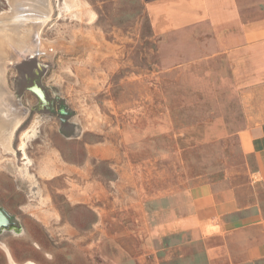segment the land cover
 Returning a JSON list of instances; mask_svg holds the SVG:
<instances>
[{"label": "rangeland", "instance_id": "1", "mask_svg": "<svg viewBox=\"0 0 264 264\" xmlns=\"http://www.w3.org/2000/svg\"><path fill=\"white\" fill-rule=\"evenodd\" d=\"M146 1L0 0V204L17 186L19 201L63 202L64 175H45L58 149L78 164L82 198L92 191L93 207L72 209L75 238L59 239L55 264H181L187 235L166 233L165 208L175 213L188 188L225 184L243 166L229 135L242 112L227 62L205 57L213 40L195 32L154 35ZM24 219L34 240L13 246L43 260L34 243L53 240Z\"/></svg>", "mask_w": 264, "mask_h": 264}, {"label": "crops", "instance_id": "2", "mask_svg": "<svg viewBox=\"0 0 264 264\" xmlns=\"http://www.w3.org/2000/svg\"><path fill=\"white\" fill-rule=\"evenodd\" d=\"M145 4L154 35L189 31L195 32L196 38L213 40L215 49L205 57L220 56L227 62L229 77L238 85L242 112V122L229 135L236 139L243 166L230 168L225 184L203 180L188 188L175 213L173 208H165L166 233L175 226L187 235L179 246L181 264H264V0H147ZM58 153L55 161L49 159L45 175L54 179L64 175L56 188L63 194V202L54 197L47 203L19 201L18 195L24 191L17 186L12 188L8 202L0 204L13 222L0 232L4 235V264H55L64 245L59 239L75 238L72 209L78 204L93 207L92 191L90 198H82L80 192H86V186L78 189L76 178H72L78 164L66 159L59 149ZM89 155L90 160L91 151ZM87 168L91 170L87 184L91 190L92 169ZM13 172L15 179L22 175ZM139 210L143 214L142 203ZM24 217L40 224L42 236L53 240L51 249L42 238L34 243L43 260L24 259L23 250L13 246V239H33L23 225ZM147 224L149 232L145 235L157 237L154 214ZM137 231L140 237L137 228L133 234Z\"/></svg>", "mask_w": 264, "mask_h": 264}, {"label": "water", "instance_id": "3", "mask_svg": "<svg viewBox=\"0 0 264 264\" xmlns=\"http://www.w3.org/2000/svg\"><path fill=\"white\" fill-rule=\"evenodd\" d=\"M13 225V222L10 220L8 215L4 212V210L0 209V232L4 228H8Z\"/></svg>", "mask_w": 264, "mask_h": 264}, {"label": "bare ground", "instance_id": "4", "mask_svg": "<svg viewBox=\"0 0 264 264\" xmlns=\"http://www.w3.org/2000/svg\"><path fill=\"white\" fill-rule=\"evenodd\" d=\"M2 69V68H1ZM0 69V70H1ZM3 70L0 72V84H1V82H2V80L4 79L3 78ZM2 95V94H1ZM8 96V95H7ZM9 105V104H8ZM6 108V107H5ZM10 108V107H9ZM8 113V112H7ZM12 118V117H11ZM1 119V118H0ZM4 119V118H3ZM6 120V119H5ZM8 122V121H7ZM18 124V123H17ZM6 128V127H5ZM4 130V129H3ZM1 133V132H0ZM7 137V136H6ZM29 137H30V135H29ZM1 139H3V134H2V138Z\"/></svg>", "mask_w": 264, "mask_h": 264}, {"label": "flooded vegetation", "instance_id": "5", "mask_svg": "<svg viewBox=\"0 0 264 264\" xmlns=\"http://www.w3.org/2000/svg\"><path fill=\"white\" fill-rule=\"evenodd\" d=\"M61 112H62L63 114H65V113H66V111H65L64 109H62V110H61Z\"/></svg>", "mask_w": 264, "mask_h": 264}]
</instances>
